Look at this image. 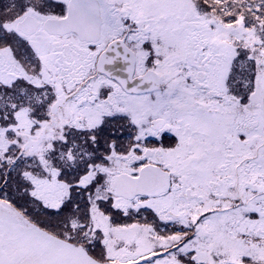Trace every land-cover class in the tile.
I'll return each mask as SVG.
<instances>
[{
    "label": "snow or ice",
    "instance_id": "obj_1",
    "mask_svg": "<svg viewBox=\"0 0 264 264\" xmlns=\"http://www.w3.org/2000/svg\"><path fill=\"white\" fill-rule=\"evenodd\" d=\"M0 264H264V0H0Z\"/></svg>",
    "mask_w": 264,
    "mask_h": 264
}]
</instances>
